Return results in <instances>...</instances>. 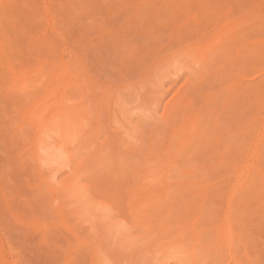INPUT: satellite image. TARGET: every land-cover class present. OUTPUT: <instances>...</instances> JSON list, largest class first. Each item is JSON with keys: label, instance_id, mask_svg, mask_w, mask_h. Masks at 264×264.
Masks as SVG:
<instances>
[{"label": "rangeland", "instance_id": "374dc122", "mask_svg": "<svg viewBox=\"0 0 264 264\" xmlns=\"http://www.w3.org/2000/svg\"><path fill=\"white\" fill-rule=\"evenodd\" d=\"M125 1L129 0H0V264H264V59L255 57L249 50L251 45L253 48L256 44L260 46L264 33L261 24L246 17L252 6L264 7V0H238L240 6L235 0L234 3L231 0H211L214 2L211 7V4L206 5L208 0L203 1L204 6L202 0H176L177 3L174 1L171 6L169 2L154 0L155 9L146 8H152V13L156 11L157 14L145 12V8V18L136 23L129 21L133 15V1L130 0L129 4ZM227 3L231 8L235 7L231 13ZM109 7L113 15L106 12ZM212 7L217 14L210 10ZM209 12H212V17L211 14L207 16ZM229 14H233L231 18ZM221 21L224 22L219 28ZM120 26L124 29H116ZM195 28L199 33L197 38L193 34L196 33ZM215 28L220 34H215ZM224 32L228 33L224 35ZM115 34L117 36H113ZM117 39L120 41L116 42ZM70 46L74 48L70 49L73 50L71 52ZM113 49L118 52L113 53ZM210 49L213 50L209 53ZM216 49L221 50L213 52ZM199 55L204 59L203 64ZM74 58L78 61L75 62ZM169 59L176 61V65ZM79 61L85 63L87 73L76 64ZM64 66L65 73L70 69L72 75H79V78L73 76L74 80L64 84L60 76L53 84L57 88L50 90L48 74ZM156 66L159 69L155 70ZM234 70L238 72L234 73ZM228 73L231 74L228 76ZM41 75L46 77V82L45 79L42 81ZM211 80L215 81L214 86ZM42 101L48 104L44 103L46 115L42 111ZM54 102L57 104L49 108ZM60 103L63 104L60 106ZM26 112L30 116L36 113L37 119L31 116V120ZM52 114L61 119L56 120L58 126L49 122L51 128L47 125L40 132L42 141L35 143L36 128L32 121ZM53 117L49 119L51 122L55 120ZM192 137L193 140L190 139ZM184 138L190 139V144ZM181 144L188 150L178 146ZM39 145L46 150V156L51 155L49 166L37 159ZM170 146L174 152H170L171 155L166 151ZM51 157L61 162L54 163ZM247 170L251 174L242 179ZM70 177H74L72 181ZM198 193L202 194V200L207 199L204 203ZM198 202L203 204V208ZM207 210L213 213H208L210 217L206 216ZM178 219L182 221L180 224ZM226 223L232 224L228 228ZM222 228L224 236L231 233L229 240L233 238L232 246L229 240L228 243L222 240Z\"/></svg>", "mask_w": 264, "mask_h": 264}, {"label": "bare ground", "instance_id": "6f19581e", "mask_svg": "<svg viewBox=\"0 0 264 264\" xmlns=\"http://www.w3.org/2000/svg\"><path fill=\"white\" fill-rule=\"evenodd\" d=\"M28 1H29V0H28ZM90 1H91V0H90ZM100 1H102V0H100ZM108 1H109V0H108ZM132 1H133V2H132ZM132 1H131V2H132V5H133V6H132V9H133V15H130L131 17H129V21L132 22V23H133V22L136 23V22H139V21H141L142 19L145 18V16H146V13H145V12L150 11V12L152 13L151 10L155 9V8H153V6L155 5L154 2H156L157 0H156V1H154V0H132ZM163 1L169 2V5H170V3L172 4L174 1L176 2V0H163ZM179 1H180V0H179ZM181 1H182V0H181ZM183 1H184V0H183ZM197 1H198V0H197ZM203 1H204V0H202V5L204 6L203 3H205V2H203ZM210 1H211V0H208V2H206V5L208 6V4H211V5H209V6L211 7V6H213L212 4H214V2L211 3ZM212 1H213V0H212ZM214 1H215V0H214ZM216 1H217V0H216ZM216 1H215V2H216ZM221 1H222V0H221ZM231 1L234 3V0H231ZM235 1H237V3H239V6L241 5L240 2H239L238 0H235ZM255 1H256V0H255ZM258 1H260V0H258ZM74 2H75V1H74ZM84 2H85V1H84ZM125 2H126V1H125ZM125 2H123V4H125ZM128 2H130V0H129ZM128 2H126V3H128ZM161 2H162V1H161ZM177 2H178V0H177ZM177 2H176V3H177ZM189 2H190V1H189ZM199 2H200V1H199ZM217 2H218V1H217ZM219 2H220V0H219ZM242 2H243V1H242ZM245 2H246V1H245ZM29 3H30V2H29ZM92 3H93V2H92ZM152 3H153V4H152ZM158 3H159V1H158ZM158 3H157V5H158ZM185 3H186V2H185ZM228 3H231V2H228ZM228 3H227V4H228ZM233 3H232V4H233ZM237 3L235 2L236 6L238 5ZM248 3H249V2H248ZM259 3H260V2H259ZM263 3H264V2H263ZM79 4H80V2H79ZM98 4H99V3H98ZM107 4H108V3H107ZM118 4H119V2H118ZM128 4H129V3H128ZM159 4H160V3H159ZM227 4H226V5H227ZM232 4H231V5H232ZM244 4H245V3H244ZM244 4H242V5H243V6H246V5H244ZM42 5H43V4H42ZM62 5H63V4H62ZM115 5L117 6V3H116ZM119 5H120V4H119ZM119 5H118V6H119ZM162 5H164V4H161V6H162ZM169 5H168V6H169ZM176 5H177V4H176ZM189 5H190V4H189ZM262 5L264 6V4H262ZM35 6H36V5H35ZM81 6H82V5H81ZM109 6H110V5H109ZM122 6H123V5H122ZM125 6H126V5H124V7H125ZM146 6H148V7L150 6V7H152L153 9L151 8V9L147 10L148 8H146ZM159 6H160V5H159ZM161 6H160V7H161ZM170 6H171V5H170ZM172 6H173V5H172ZM203 6H201V7H203ZM247 6H248V5H247ZM31 7H32V6H31ZM66 7H67V6H66ZM83 7H84V6H83ZM120 7H121V6H120ZM163 7H164V6H163ZM173 7H175V6H173ZM229 7H230V9H229L228 12L231 13V9L233 8V10H234L235 7H232V8H231L230 4H228V8H229ZM250 7H251V6H250ZM97 8L100 9L99 6H98ZM145 8H146V9H145ZM158 8H159V7H158ZM165 8H166V6H165ZM167 8H168V7H167ZM167 8H166V9H167ZM199 8H200V7H199ZM199 8H198V9H199ZM228 8H227V9H228ZM240 8H241V7H240ZM244 8H245V7H243V9H244ZM246 8H247V7H246ZM248 8H249V7H248ZM119 9H120V8H119ZM144 9L147 10V11H145ZM174 9H176V8H174ZM198 9H197V12H198ZM208 9H209V8H208ZM208 9H207V11H209ZM213 9H214V8L212 7V9H210V10H212V12H213ZM224 9H225V11H226V8H224ZM224 9H223V11H224ZM27 10H28V9H27ZM107 10H108V11H106V12L110 13V15H113V14H112V13H113V10H112L111 7H109V9H107ZM164 10H165V9H164ZM168 10H169V8H168ZM179 10H180V9H179ZM193 10H194V9H193ZM193 10H192V11H193ZM199 10H200V9H199ZM214 10H215V9H214ZM233 10H232V12H233ZM237 10H238V8H237ZM237 10H236V11H237ZM239 10H240V9H239ZM239 10H238V12H239ZM116 11H117V10H116ZM144 11H145V12H144ZM180 11H181V10H180ZM207 11H203V13H204V12H207ZM244 11H246V10L244 9ZM247 11H248V10H247ZM247 11H246V12H247ZM11 12H12V11H11ZM82 12H83V11H82ZM100 12H102V11H100ZM128 12H129V11H128ZM197 12H196V14H194V16L197 15ZM199 12H200V11H199ZM212 12H209V14L207 13V16L211 14L210 16L212 17L213 14H217V13H218V12L215 13L216 11H214L213 14H212ZM221 12H222V11H221ZM242 12H243V10H242ZM242 12H241V15H242ZM246 12H243V13L245 14ZM31 13H32V12H31ZM114 13H115V12H114ZM151 13H150V14H151ZM154 13H156V11H153L152 15H153ZM160 13H161V12H160ZM193 13H194V11H193ZM193 13H192V14H193ZM222 13H224V12H222ZM13 14H14V13H13ZM24 14H25V13H24ZM80 14H81V13H80ZM89 14H90V13H89ZM106 14H107V13H106ZM115 14H116V13H115ZM117 14H118V12H117ZM156 14H157V13H156ZM219 14H220V13H219ZM32 15H33V14H32ZM32 15H31V16H32ZM123 15H124L123 18H125V13H124ZM128 15H129V14H128ZM221 15H222V14H221ZM229 15H230V14H229ZM229 15L227 16V18L229 17ZM232 15H233V14H232ZM232 15H230L229 18H231ZM238 15H240V14H238ZM241 15H240V16H241ZM245 15H246V14H245ZM80 16H81V15H80ZM86 16H87V15H86ZM114 16H115V15H114ZM210 16H208V17H210ZM236 16H237V14L235 15V17H234V16H233V17L236 18ZM35 17H36V16H35ZM82 17H84V16H82ZM106 17H107V15H106ZM109 17H110V16H109ZM117 17H118V16H117ZM143 17H144V18H143ZM246 17H247L249 20H255L259 25L261 24V25H260V26L262 27L261 30H262L263 33H264V7H262V6L260 5L259 8H258V6H257L256 8H255V7L253 8V6H252V8L250 9V11H248V14L246 15ZM67 18H68V16H67ZM111 18H113V17H111ZM120 18H121V16H120ZM196 18H197V17H196ZM200 18H201V17H200ZM234 18H232V20H233ZM247 18H246V19H247ZM68 19H69V18H68ZM159 19H160V18H159ZM193 19H194V18H193ZM213 19H214V17H213ZM215 19H216V18H215ZM59 20H60V19H59ZM73 20H74V19H73ZM112 20H113V19H112ZM114 20H115V18H114ZM117 20H119V19H117ZM120 20H122V19H120ZM161 20H162V19H161ZM203 20H204V19H203ZM209 20H210V19H209ZM209 20H208V21H209ZM223 20H226V19L223 18ZM230 20H231V19H230ZM234 20H235V19H234ZM34 21H35V20H34ZM39 21H40V20H39ZM60 21H61V20H60ZM80 21H81V20H80ZM82 21H83V20H82ZM85 21H86V20H85ZM122 21H123V20H122ZM216 21H218V20H216ZM246 21H247V20H246ZM255 21H253V22H255ZM65 22H66V21H65ZM162 22H163V20H162ZM196 22H197V20H196ZM196 22H195V19H194V23H196ZM223 22H224V21H223ZM223 22H222V21L219 22V25H218L219 28L221 27V26H220V25H221L220 23H223ZM233 22H234V21H233ZM239 22H240V21H239ZM249 22H250V21H249ZM89 23H90V22H89ZM116 23H117V22H116ZM140 23H141V22H140ZM209 23H210V21H209ZM227 23H228V22H227ZM246 23H248V22H246ZM250 23H251V22H250ZM250 23H249V25H250ZM54 24H55V21H54ZM69 24H70V23H69ZM72 24H73V23H72ZM72 24H71V25H72ZM80 24H81V23H80ZM117 24H118V23H117ZM162 24H163V23H162ZM189 24H190V23H189ZM210 24H211V23H210ZM213 24H214V22H213ZM224 24H226V23H224ZM114 25H115V23H114ZM124 25H125V22H124ZM144 25H145V24H144ZM245 25H246V24H245ZM252 25H253V24H252ZM130 26H131V25H130ZM130 26H129V27H130ZM137 26H138V25H137ZM145 26H146V25H145ZM183 26H185L184 28H186V24L183 25ZM226 26H227V25H226ZM260 26H259V27H260ZM84 27H85V26H84ZM90 27H91V26H90ZM102 27H103V26H102ZM121 27H123V26H120V28H116V27H115V28L120 30ZM131 27H133V25H132ZM168 27H169V26H168ZM207 27H208V26H207ZM218 27H217V28H218ZM251 27H252V26H251ZM257 27H258V26H257ZM55 28H56V27H55ZM73 28H74V27H73ZM92 28H93V27H92ZM92 28H91V29H92ZM146 28H147V27H146ZM161 28H162V27H161ZM228 28H230V29L232 30L231 27H228ZM239 28H240V27H239ZM253 28H254V27H253ZM80 29H81V28H80ZM86 29H87V28H86ZM96 29H97V28H96ZM103 29H104V28H103ZM123 29H124V27H123ZM130 29H132V28H130ZM130 29H129V30H130ZM169 29H170V28H169ZM203 29H204V28H203ZM210 29H211V28H210ZM215 29H216V28H215ZM240 29H241V28H240ZM92 30H93V29H92ZM127 30H128V28H127ZM127 30H126V31H127ZM132 30H133V29H132ZM175 30H176V29H175ZM208 30H209V29H208ZM211 30H212V29H211ZM211 30H210V31H211ZM227 30H228V29H226V31H227ZM68 31H69V30H68ZM77 31H78V30H77ZM124 31H125V30H124ZM156 31H157V30H156ZM165 31H166V30H165ZM171 31H172V30H171ZM195 31H196V33H193V34H196V35H197L196 38H197V37H199V33L197 34V30H196V28H195ZM195 31H194V32H195ZM210 31H209L208 33H210ZM212 31H215V30H212ZM220 31H221V30H220ZM220 31H218V32H220ZM222 31H223V30H222ZM241 31H242V30H241ZM258 31H259V30H258ZM75 32H76V31H75ZM104 32H105V31H104ZM128 32H129V31H128ZM128 32H127V33H128ZM144 32H145V31H144ZM153 32H154V31H153ZM153 32H152V33H153ZM174 32H175V31H174ZM177 32H178V31H177ZM228 32H229V30H228ZM228 32H224V33H225L224 35H226V33H228ZM239 32H240V31H239ZM243 32H245V31H243ZM24 33H25V32H24ZM98 33H99V32H98ZM106 33H107V32H106ZM115 33H116V32H115ZM119 33H120V32H119ZM121 33H123V31H121ZM132 33H133V31H132ZM140 33H141V32H140ZM154 33H155V32H154ZM172 33H173V31H172ZM206 33H207V31H206ZM211 33H212V32H211ZM216 33H217V29H216L215 34H216ZM222 33H223V32H222ZM258 33H259V32H258ZM258 33H257V34H258ZM263 33H262V34H263ZM43 34H44V33H43ZM50 34H51V33H50ZM75 34H76V33H75ZM116 34H117V33H116ZM116 34L113 35V36H117ZM130 34H131V33H130ZM130 34H129V35H130ZM133 34H134V33H133ZM178 34H179V33H178ZM184 34H185V33H184ZM215 34H212V35L217 36V35H215ZM217 34H220V33H217ZM229 34H230V33H229ZM259 34H260V33H259ZM69 35H70V34H69ZM76 35H78V34H76ZM76 35H75V36H76ZM81 35H82V34H81ZM110 35H111V34H110ZM126 35H127V34H126ZM166 35H167V32H166ZM166 35H165V36H166ZM169 35H170V34H169ZM212 35H211V36H212ZM221 35H222V34H221ZM221 35H218V36L220 37ZM227 35H228V34H227ZM240 35H241V34H240ZM263 35H264V34H263ZM23 36H24V35H23ZM147 36H148V35H147ZM153 36H154V35H153ZM170 36H171V35H170ZM201 36H202V33H201ZM201 36H200V37H201ZM206 36H207V35H206ZM214 36H212V37H214ZM218 36H217V37H218ZM222 36H223V35H222ZM230 36H231V34H230ZM251 36H252V35H251ZM251 36H250V38H251ZM253 36H254V35H253ZM260 36H261V35H260ZM25 37H26V36H25ZM30 37H31V36H30ZM128 37H129V36H128ZM130 37H131V35H130ZM130 37H129V38H130ZM158 37H159V36H158ZM161 37H162V36H161ZM175 37H176V36H175ZM193 37H195V36H193ZM202 37H203V36H202ZM209 37H210V35H209ZM232 37H233V36H232ZM248 37H249V36H248ZM63 38H65V36H63ZM112 38H113V37H112ZM119 38H120V37H119ZM134 38H135V37H134ZM152 38H153V37H152ZM152 38H150V39H152ZM182 38H183V37H182ZM182 38H181V40H182ZM221 38H222V37H221ZM221 38H219V40H220ZM227 38L229 39V37H227ZM240 38H241V37H240ZM257 38H258V37H257ZM262 38H263V37H262ZM101 39L103 40V38H101ZM115 39H116V38H115ZM131 39H132V38H131ZM135 39H136V38H135ZM139 39H140V38H139ZM176 39H178V38H176ZM192 39H193V38H192ZM202 39H203V38H201V41H202ZM210 39H212V38L210 37ZM215 39H216V38H215ZM236 39H237V38H236ZM242 39H243V38H242ZM78 40H79V39H78ZM80 40H81V39H80ZM99 40H100V39H99ZM121 40H122V39H121ZM136 40H137V39H136ZM140 40H141V39H140ZM144 40H146V39H144ZM179 40H180V37H179ZM181 40H180V41H181ZM216 40H218V39H216ZM225 40H226V39H225ZM225 40H224V41H225ZM230 40H231V39H230ZM238 40H239V39H238ZM247 40H250V39H247ZM256 40H257V39H256ZM69 41H70V40H69ZM117 41H120V40L117 39L116 42H117ZM122 41H123V40H122ZM125 41H126V40H125ZM125 41H124V43H126ZM129 41H130V39H129ZM132 41H134V39H132ZM156 41H157V40H156ZM182 41H184V40H182ZM207 41H210V40H207ZM207 41H206V42H207ZM212 41H214V40H212ZM226 41H227V40H226ZM233 41H234V40H233ZM26 42H27V41H26ZM100 42H101V41H100ZM112 42H113V40H112ZM116 42H115V43H116ZM138 42H139V41H138ZM140 42H144V41H140ZM216 42H217V41H216ZM229 42H230V41H229ZM235 42H236V41H235ZM235 42H234V44H235ZM42 43H43V42H42ZM56 43H57V42H56ZM90 43H91V42H90ZM113 43H114V42H113ZM131 43H132V42H131ZM133 43H134V42H133ZM198 43H199V42H198ZM198 43H197V44H198ZM207 43L210 44L211 42H207ZM218 43H219V42H218ZM220 43H221V41H220ZM258 43H259V42H258ZM78 44H79V43H78ZM80 44H81V43H80ZM108 44H109V43H108ZM111 44H112V43H111ZM111 44H110V45H111ZM118 44H119V43H118ZM120 44H121V43H120ZM120 44H119V45H120ZM193 44H194V43H193ZM193 44H192V45H193ZM199 44H200V43H199ZM208 44H206V45H208ZM212 44H213V43H212ZM236 44H237V42H236ZM248 44H250V43H248ZM63 45H64V44H63ZM65 45H66V44H65ZM112 45H115V44H112ZM121 45H122V44H121ZM125 45H126V44H124V46H125ZM195 45H196V44H195ZM195 45H194V47H195ZM218 45H219V44H218ZM238 45H239V44H238ZM240 45H241V44H240ZM67 46H68V45H66L65 47L67 48ZM124 46H123V47H124ZM196 46H197V45H196ZM203 46H204V45H202V47H203ZM216 46H217V45H216ZM220 46H222V45H220ZM242 46H243V45H242ZM251 46H252V45H251ZM251 46H250V48H249L250 53H251V51H253L255 57H258V58H259V56H261V58L264 59V39L261 40V44H260V46L257 45V44L254 46V48H253V46H252V47H251ZM68 47H69V46H68ZM70 47H71V46H70ZM204 47H205V46H204ZM208 47H209V46H208ZM208 47H207V48H208ZM218 47H219V46H218ZM218 47H217V48H218ZM222 47L224 48V46H222ZM222 47H221V48H222ZM72 48H73V47L69 48V50L72 49ZM112 48H113V47H112ZM120 48H121V47H120ZM125 48H126V47H125ZM188 48H189V47H188ZM210 48H212V46H210ZM233 48H234V46H233ZM247 48H248V47H247ZM261 48H262V49H261ZM67 49H68V48H67ZM86 49H87V48H86ZM91 49H92V48H91ZM97 49H98V48H97ZM115 49H116V48H115ZM118 49H119V48H118ZM200 49H202L201 46H200ZM213 49H214V47H213ZM213 49H210V50H209V53H210V51L213 50ZM225 49H227V48H225ZM235 49H236V48H235ZM73 50H74V48H73ZM73 50H70V52L73 51ZM113 50H114V49H113ZM184 50L186 51L187 49L185 48ZM219 50H221V49H219ZM219 50L216 49V50L213 51V52H216V51L219 52ZM227 50H228V49H227ZM227 50H226V51H227ZM243 50H244V49H243ZM116 51H117V50H116ZM116 51L114 50L113 53H115ZM119 51H121V49H120ZM192 51H193V50H192ZM197 51H198V50H197ZM222 51H223V50H222ZM222 51H221V53H222ZM224 51H225V50H224ZM241 51H242V50H241ZM245 51H247V49H246ZM60 52H61V51H60ZM74 52H75V51H74ZM74 52H72L73 55L75 54ZM90 52H91V51H90ZM96 52H97V51H96ZM103 52H104V51H103ZM117 52H118V51H117ZM117 52H116V53H117ZM205 52L208 53V50H206V48H205ZM66 53H67V52H66ZM92 53H93V52H92ZM124 53H125V52H124ZM140 53H141V52H140ZM202 53H203V52H202ZM207 53H204V54H207ZM216 53H217V52H216ZM216 53H215L214 55H216ZM230 53H231V52H230ZM49 54H50V53H49ZM80 54H81V53H80ZM125 54H126V53H125ZM247 54H248V53H247ZM251 54H253V53H251ZM70 55H71V54H70ZM81 55H82V54H81ZM97 55H99V54H97ZM97 55H96V56H97ZM114 55H115V54H114ZM209 55H210V54H209ZM209 55H208V56H209ZM214 55H213V56H214ZM218 55H219V54H218ZM220 55H221V54H220ZM222 55L224 56V54H222ZM240 55H241V54H240ZM245 55H246V54H245ZM76 56H77V55L75 54V58H76ZM82 56H83V55H82ZM213 56H212V54H211V57H213ZM228 56H229V55H228ZM73 57H74V56H73ZM200 57H201L202 64H203V63H204V62H203L204 59H202L203 57H202L201 55H199L198 58H200ZM214 57H215V56H214ZM224 57H225V56H224ZM246 57H247V56H246ZM250 57H251V56H250ZM75 58H74V59H75ZM86 58H87V57H86ZM94 58H95V57H94ZM99 58H100V57H99ZM120 58H121V57H120ZM205 58H206V56H205ZM207 58H208V57H207ZM209 58H210V57H209ZM222 58H223V57H222ZM225 58H227V57H225ZM74 59H71V60H74ZM165 59H166V58H165ZM171 59H172V57H171ZM213 59H214V58H213ZM216 59H217V58H216ZM231 59H232V58H231ZM254 59H255V58H254ZM43 60H44V59H43ZM76 60H77V59H75V62H76ZM109 60H110V59H109ZM130 60H131V59H130ZM132 60H133V59H132ZM169 60H170V59H169ZM217 60H218V59H217ZM258 60H259V59H258ZM61 61H62V60H61ZM77 61H78V60H77ZM87 61H88V60H87ZM92 61H93V60H92ZM136 61H137V60H136ZM160 61H161V60H160ZM170 61L173 62V60H170ZM170 61H168L167 64H168ZM178 61H179V60H178ZM178 61H177V63H178ZM245 61H246V60H245ZM249 61H250V60H248V62H249ZM39 62H40V61H39ZM118 62H119V60H118ZM161 62H162V61H161ZM175 62H176V61H175ZM175 62H173V63H175ZM218 62H219V61H218ZM226 62H227V61H226ZM248 62H247V63H248ZM56 63H57V62H56ZM62 63H63V62H62ZM72 63H73V62H72ZM232 63H233V61H232ZM255 63H256V62H255ZM257 63H258V62H257ZM59 64H61V62L58 63V64H56V65H59ZM76 64H79V66L81 65V69H82L83 71L86 70V67H85V65H84L85 63L79 61V62H77ZM92 64H93V63H92ZM104 64H105V63H104ZM118 64H119V63H118ZM127 64H128V63H127ZM178 64H179V63H178ZM202 64H201V65H202ZM222 64H223V63H222ZM235 64H236V63H235ZM235 64H234L233 67H235ZM241 64H243V63H241ZM42 65H43V64H42ZM68 65H71V63H69ZM73 65H74V64H73ZM87 65H88V64H87ZM89 65H90V64H89ZM101 65H103V62H102ZM125 65H126V64H125ZM145 65H147V64L145 63ZM160 65H161V64H160ZM162 65H164V63H162ZM170 65L172 66V63H171ZM175 65H176V63L174 64V66H175ZM186 65H187V64H186ZM213 65H214V64H213ZM226 65H227V64H226ZM237 65H238V64H237ZM54 66H55V65H54ZM74 66H75V65H74ZM76 66H78V65H76ZM165 66H166V65H165ZM174 66H172V68H173ZM193 66H194V65H193ZM202 66H203V65H202ZM211 66H212V65H211ZM214 66H215V65H214ZM222 66H223V65H222ZM244 66H245V65H244ZM50 67H51V66H50ZM58 67H59V66H58ZM65 67H66V66H64V68H59L58 70H57V69H56V70L54 69V70H55L54 72H51V73L48 74V75H50V80H49V81H50V90H51V88H52V90H53V87H56V88H57V86H53V84H54V82L56 81V79H58L60 76H61L62 81L64 80V84L70 83L72 80H74L73 76H75V78L77 77L75 74L72 75L73 73H71L70 69H69L68 72L65 73V72H64L65 69H66ZM68 67H69V66H68ZM89 67H91V66H89ZM96 67H98V66H96ZM118 67H119V66H118ZM156 67H157V66H156ZM182 67H184V65H182ZM207 67H208V66H207ZM246 67H248V66H246ZM42 68H43V67H41L40 70H41ZM70 68H71V67H70ZM75 68H76V67H75ZM100 68H101V67H100ZM180 68H181V65H180ZM187 68H188V67H187ZM189 68H190V66H189ZM191 68H192V67H191ZM212 68H213V67H212ZM215 68H216V67H215ZM222 68H223V67H222ZM226 68H227V67H226ZM228 68H229V67H228ZM238 68H239V67H238ZM45 69H46V68H45ZM77 69H78V68H77ZM77 69H76V72L78 71ZM98 69H99V67H98ZM109 69H110V68H109ZM131 69H132V68H131ZM156 69H159V67L155 68V70H156ZM161 69H162V67H161ZM169 69H170V67H168V70H169ZM185 69H186V68H185ZM210 69H211V68H210ZM234 69H235V68H234ZM236 69H237V68H236ZM239 69H240V68H239ZM40 70L38 69L37 71H40ZM43 70H44V68H43ZM43 70H41V71H43ZM67 70H68V69H67ZM100 70H102V69H100ZM103 70H104V68H103ZM103 70H102V71H103ZM105 70H106V69H105ZM111 70H112V69H111ZM155 70H154V71H155ZM166 70H167V68L164 69V71H166ZM190 70H191V69H190ZM214 70H216V69H214ZM41 71H40V72H41ZM98 71H99V70H98ZM102 71H101V72H102ZM114 71H115V70H114ZM210 71H211V70H210ZM234 71H235L234 73L238 72V71H236V70H234ZM241 71H243V70H241ZM45 72H47V71H45ZM62 72H64L63 75L61 74ZM109 72H110V71H109ZM228 72H229V71H228ZM230 72H231V71H230ZM262 72H263V71H262ZM36 73H37V72H36ZM86 73H87V70H86ZM106 73H107V72H106ZM117 73H118V71H117ZM157 73H158V72H157ZM164 73H166V72H164ZM215 73H217V72H215ZM232 73H233V72H232ZM37 74H40V73H37ZM42 74H43V72H42ZM77 74H79V73H77ZM89 74H90V73H89ZM161 74H163V73H161ZM193 74H194V73H193ZM200 74H201V73H200ZM229 74H231V73H228V74H226V75L229 76ZM260 74H261V72H260ZM260 74H259V75H260ZM34 75H35V72H34ZM128 75H129V74H128ZM164 75H165V74H164ZM195 75H196V74H195ZM215 75H216V74H215ZM42 76H43V75H41V77H42ZM44 76H46V75H44ZM204 76H205V75H204ZM18 77H19V76H18ZM80 77H81V76H80ZM82 77H84V76L82 75ZM82 77H81V78H82ZM85 77H86V76H85ZM97 77H98V76H97ZM100 77H101V76H100ZM130 77H131V76H130ZM162 77H163V76H162ZM162 77H161V80H162ZM191 77H192V76H191ZM217 77H218V75H217ZM233 77H235V76H233ZM31 78H32V76H31ZM42 78H43V77H42ZM45 78H46V77H45ZM45 78H43L42 81H44ZM77 78H79V75H78ZM132 78H133V77H132ZM132 78H131V79H132ZM209 78H211V77H209ZM222 78H223V77H222ZM236 78H238V77H236ZM260 78L262 79L261 76H260ZM29 79H30V77H29ZM47 79H48V78H47ZM133 79H134V78H133ZM191 79H192V78H191ZM214 79H215V78H214ZM217 79H218V78H217ZM220 79H221V78H220ZM220 79H218V80H220ZM223 79H224V78H223ZM228 79H230V78L228 77ZM40 80H41V78H40ZM40 80H39V82H40ZM78 80H79V79H78ZM82 80H83V79H82ZM88 80H89V79H88ZM90 80H92V79H90ZM101 80H102V79H101ZM106 80H107V78H106ZM115 80H116V79H115ZM135 80H136V79H135ZM153 80H154V79H153ZM194 80H195V79H194ZM212 80H213V79H212ZM212 80H211V83H212V84L215 83V81H212ZM224 80H225V79H224ZM256 80H257V79H255V81H256ZM94 81H95V79H94ZM119 81H120V80H119ZM158 81H159V80H158ZM191 81H192V80H191ZM191 81H190V83H191ZM209 81H210V80H209ZM229 81H230V80H229ZM231 81H232V80H231ZM16 82H17V81H16ZM44 82H46V79H45ZM57 82H58V81H57ZM83 82H84V80H83ZM83 82L81 81V83H83ZM97 82H98V81H97ZM135 82H136V81H135ZM187 82H188V81H187ZM187 82H186V83H187ZM207 82H208V81H207ZM216 82H217V81H216ZM220 82H221V84H222V81H220ZM227 82H228V81H226V83H227ZM244 82H245V81H244ZM251 82H252V81H251ZM23 83H24V82H23ZM23 83H22V84H23ZM77 83H78V82H77ZM81 83H80V84L78 83V85H81ZM136 83H137V82H136ZM192 83H193V82H192ZM203 83H204V85H205V82H203ZM83 84H84V83H83ZM87 84H88V83H87ZM140 84H141V83H140ZM149 84H150V83H149ZM153 84H154V83H153ZM155 84H156V83H155ZM206 84H207V83H206ZM219 84H220V83H218V85H219ZM17 85H18V84H17ZM45 85H47V84H45ZM61 85H62V84H61ZM78 85H77V87H78ZM103 85H104V84H103ZM120 85H121V84H120ZM129 85H130V84H129ZM150 85H151V84H150ZM185 85H186V84H185ZM188 85H190V84H188ZM214 85H215V84H213V86H214ZM223 85H224V83H223ZM257 85H258V84H257ZM257 85H256V86H257ZM259 85H260V84H259ZM84 86H86V85H84ZM84 86H83V87H84ZM104 86H105V85H104ZM138 86H139V84H138ZM158 86H159V85H158ZM195 86H197L196 83H195ZM209 86H210V85L208 84V87H209ZM248 86H249V87H253L252 85H248ZM248 86H247V87H248ZM13 87H14V86H13ZM68 87H69V86H68ZM88 87H90V82H89V86H88ZM143 87H144V86H143ZM184 87H186V86H184ZM184 87H183V88H184ZM201 87H202V86H201ZM206 87H207V85H206ZM206 87H205V88H206ZM208 87H207V89H209ZM210 87H211V86H210ZM215 87H216V86H215ZM226 87H227V86H226ZM58 88H59V87H58ZM132 88H134V87H132ZM132 88H131V89H132ZM202 88H203V87H202ZM202 88H201V89H202ZM216 88H218V87H216ZM220 88H222V87H220ZM234 88H236V87L234 86ZM14 89H15V88H14ZM16 89H17V88H16ZM76 89H77V88H76ZM78 89H79V87H78ZM88 89H89V88H88ZM127 89H128V88H127ZM180 89H182V87H181ZM194 89H195V88H194ZM210 89H211V88H210ZM48 90H49V89H48ZM57 90H58V89H57ZM104 90H106V89H104ZM115 90H116V88H115ZM218 90H219V89H218ZM245 90H246V89H245ZM55 91H56V89H55ZM77 91H78V90H77ZM83 91H84V90H83ZM110 91H111V90H110ZM118 91H119V90H118ZM160 91H161V90H160ZM160 91H159V92H160ZM194 91H195V90H194ZM229 91H230V90H229ZM234 91H235V89H234ZM234 91H233L232 94H234ZM249 91H250V89H249ZM23 92H24V91H23ZM181 92H183V91H181ZM197 92H198V91H197ZM210 92H211V91H210ZM247 92H248V90H247ZM58 93H59V92H58ZM119 93H120V92H119ZM179 93H180V92H179ZM183 93H184V92H183ZM224 93H225V92H224ZM15 94H16V93H15ZM53 94H56V93L53 92ZM63 94H64V93L62 92V95H63ZM107 94H108V93H107ZM190 94H191V93H190ZM208 94H209V93H208ZM216 94H217V93H216ZM228 94H229V93H228ZM134 95H135V94H134ZM185 95H186V94H184L183 96H185ZM191 95H192V94H191ZM210 95H211V94H210ZM225 95H226V93H225ZM51 96H52V95H51ZM121 96H122V95H121ZM175 96H176V95H175ZM220 96H221V95H220ZM222 96H224V95H222ZM49 97H50V95H49ZM82 97H83V96H82ZM119 97H120V96H119ZM179 97L182 98L181 95H179ZM218 97H219V96H218ZM218 97H217V98H218ZM224 97L226 98V96H224ZM235 97L237 98L238 96H234V98H235ZM45 98H46V97H45ZM45 98H44V100H46ZM47 98H48V97H47ZM50 98H51V97H50ZM120 98H121V97H120ZM176 98L179 99L178 96H177ZM183 98H185V97H183ZM206 98H207V97H206ZM217 98H216V99H217ZM52 99H53V98H51V100H52ZM61 99H62V98H61ZM121 99H122V98H121ZM151 99H153V98H151ZM151 99H150V100H151ZM185 99H186V98H185ZM48 100H50V99H48ZM54 100H55V99H54ZM122 100H123V99H122ZM148 100H149V99H148ZM180 100H181V99H180ZM203 100H204V99H203ZM206 100H207V99H206ZM119 101H120V100H119ZM172 101L174 102L175 100L172 99ZM172 101H171V103H172ZM176 101H177V100H176ZM183 101H184V100H183ZM230 101H231V100H230ZM33 102H34V101H33ZM56 102H57V101H56ZM56 102L50 104L49 108H51V107H52L51 105H54ZM58 102H59V101H58ZM58 102H57V103H58ZM60 102H61V101H60ZM88 102H89V101H88ZM105 102H106V100H105ZM116 102H117V101H116ZM157 102H158V101H156L155 103L157 104ZM195 102H196V101H195ZM200 102H201V101H199V103H200ZM217 102H218V101H217ZM224 102H225V101H224ZM257 102H258V101H257ZM42 103H43V105H42ZM42 103H41V105H42L44 108H43V107H41V108H43L42 111H43V113L46 115V113H47V112H46V109H47V108H45L44 103L46 104L47 102H43V101H42ZM57 103H56V104H57ZM124 103H125V102H124ZM167 103H168V102H167ZM177 103H178V101H177ZM201 103H202V102H201ZM61 104H63V103H60L59 105L61 106ZM103 104H104V103H103ZM108 104H109V103H108ZM169 104H170V103H169ZM179 104H180V103H179ZM181 104H182V103H181ZM213 104H214V103H213ZM223 104H224V103H223ZM46 105H48V104H46ZM65 105H67V104H65ZM65 105H64V108H63V109H65ZM110 105H111V104H110ZM115 105H116V104H115ZM205 105H206V104H205ZM257 105H258V104H257ZM29 106H30V105H29ZM31 106H32V105H31ZM123 106H124V105H123ZM167 106H169V105H167ZM167 106H166V107H167ZM213 106H214V105H213ZM259 106H260V105H259ZM37 107L39 108V106H37ZM88 107H89V106H88ZM94 107H96V106H94ZM116 107H118V106H116ZM197 107H198V106H197ZM208 107H209V106H208ZM215 107H216V106H215ZM257 107H258V106H257ZM114 108H115V107H114ZM142 108H143V107H142ZM191 108H192V107H191ZM32 109H34V108H32ZM63 109H61V110H63ZM112 109H113V108H112ZM112 109L110 108V112H112V113L114 114V112L111 111ZM120 109H121V107H120ZM124 109H125V108H124ZM127 109H128V108H127ZM146 109H147V108H146ZM146 109H145V107H144V110H146ZM187 109H188V108H187ZM209 109H210V108H209ZM250 109H251V108H250ZM44 110H45V111H44ZM50 110H51V109H50ZM50 110H48V111H50ZM114 110H115V109H114ZM150 110H151V109H150ZM154 110H155V109H154ZM156 110H157V109H156ZM197 110H198V109H197ZM206 110H207V108H206ZM216 110H217V109H216ZM255 110H257V109H255ZM260 110L262 111V109H260ZM263 110H264V109H263ZM64 111H65V110H64ZM157 111H158V110H157ZM173 111H174V110H173ZM193 111H194V110H193ZM45 112H46V113H45ZM51 112H52V111H51ZM62 112H63V111H62ZM75 112H76V111H75ZM88 112H89V111H88ZM118 112H119V111H118ZM122 112H125V111H122ZM251 112H252V111H251ZM26 113H27V115H29L28 112H26ZM29 113H30V112H29ZM36 113H37V111H36ZM36 113L34 114V116H33V115H31V116H33V118H35ZM39 113H40V112H39ZM115 113H117V112H115ZM119 113H120V112H119ZM129 113H130V112H129ZM129 113H128V114H129ZM157 113H158V112H157ZM165 113H166V112H165ZM170 113H171V112H170ZM192 113H193V112H192ZM214 113H215V112H214ZM249 113H250V111H249ZM261 113H262V112H261ZM50 114H51V113H50ZM54 114H55V113H54ZM58 114H59V116H61V115H62V117L64 116V115L61 114V113H58ZM70 114H72V113H70ZM128 114H127V115H128ZM153 114H155V113H153ZM200 114L202 115L203 113L201 112ZM254 114H255V113H254ZM21 115H22V114H21ZM24 115H26V114L24 113ZM24 115H22L23 118L25 117ZM45 115H44V117H42V119L39 120V121H34V122L32 121V123H33L34 126H35L34 128H36V134L34 133V134H35V143H37L38 141H40V142L42 141L41 138H40V134H41L40 132H41V131H42L47 125H49L48 123L50 122L51 125H53V123L56 124V123H57L56 120L59 118V117L57 118L56 115H55L56 117H55V116L53 117V114L50 115V116H48L49 118L46 117ZM75 115L79 116V115H81V114H79V113H75ZM108 115H109V114H108ZM114 115H115V114H114ZM119 115H120V114H119ZM119 115H118V117H119ZM198 115H199V114H198ZM206 115H207V114H206ZM29 116H30V115H29ZM31 116H30V119L32 120V117H31ZM41 116H42V115H41ZM72 116H73V115H72ZM121 116H122V114H121ZM149 116H150V114H149ZM170 116H171V115H170ZM192 116H193V115H192ZM199 116H200V115H199ZM199 116H198V117H199ZM203 116H204V115H203ZM248 116H249V115H248ZM251 116H253V115H251ZM27 117H28V116H27ZM27 117H26V118H27ZM52 117L55 119L54 122H51V120H49V119H51ZM62 117H61V118H62ZM70 117H71V116H70ZM81 117H83V116L81 115ZM112 117H114V116L112 115ZM122 117H124V116H122ZM167 117H168V116H167ZM198 117H197V118H198ZM201 117H202V116H201ZM253 117H254V116H253ZM28 118H29V117H28ZM28 118H27V120H29ZM63 118H64V117H63ZM66 118H67V116H66ZM74 118H75V116H74ZM83 118H84V117H83ZM124 118H125V117H124ZM124 118H123V119H124ZM142 118H143V117H142ZM35 119H37V118H35ZM46 119H48V120H46ZM59 119H60V118H59ZM59 119H58V120H59ZM192 119H193V118H192ZM24 120H25V119H24ZM33 120H34V119H33ZM52 120H53V119H52ZM60 120H61V119H60ZM67 120H68V119H67ZM67 120H65V122H67ZM78 120H79V119H78ZM83 120H84V119H83ZM88 120H89V118H88ZM249 120H250V118H249ZM85 121H86V120H85ZM113 121H114V120H113ZM247 121H248V120H247ZM256 121H257V120H256ZM63 122H64V120H63ZM70 122H71V120H70ZM127 122H128V120H127ZM200 122H201V120H200ZM202 122H203V120H202ZM211 122H212V120H211ZM253 122H255V119H253ZM23 123H24V122H23ZM27 123L29 124V122H27ZM61 124H63L62 121H61ZM130 124H131V123H130ZM207 124H208V123H207ZM19 125H20V124H19ZM56 125L58 126V123H57ZM64 125H65V124H64ZM81 125H82V124H81ZM210 125H211V124H210ZM32 126H33V125H32ZM74 126H75V125H74ZM131 126H132V124H131ZM216 126H217V125H216ZM248 126H249V122H248ZM251 126H253V125H251ZM49 127L51 128L50 125H49ZM65 127H66V125H65ZM128 127H129V124H128ZM204 127H205V126H204ZM207 127H208V126H207ZM63 128H64V127H63ZM76 128H77V127H76ZM85 128H86V127H85ZM100 128H101V127H100ZM246 128H247V127H246ZM23 129H24V128H23ZM60 129H61V128H60ZM94 129H95V128H94ZM101 129H102V128H101ZM122 129H123V128H122ZM133 129H134V128H133ZM191 129H194V128H191ZM247 129H248V128H247ZM48 130H49V129H48ZM51 130H52V129H51ZM71 130H72V129H71ZM123 131H124V130H123ZM192 131H193V130H192ZM205 131H206V128H205ZM57 132H58V131H57ZM62 132H63V131H62ZM78 132H79V131H78ZM101 132H102V131H101ZM132 132L135 133L136 131H133V130H132ZM194 132H195V130H194ZM21 133H22V132H21ZM44 133H45V130H44L43 134H44ZM46 133H47V132H46ZM67 133H68V132H67ZM129 133H130V132H129ZM136 133H137V132H136ZM252 133H253V131H252ZM77 134H79V133H77ZM89 134H91V133H89ZM140 134H141V133H140ZM142 134H143V133H142ZM195 134H196V135H195ZM195 134H194V136H197V133H195ZM204 134H205V133H204ZM207 134H208V133H207ZM129 135L131 136L132 134H129ZM138 135H139V134H138ZM130 136H129V137H130ZM185 136H186V135H185ZM192 136H193V135H192ZM204 136H205V135H204ZM242 136H243V135H242ZM263 136H264V135H263ZM80 137H81V136H80ZM116 137H117V136H116ZM131 137H132V136H131ZM135 137H137V136H135ZM135 137H134V138H135ZM244 137H245V136H244ZM84 138H85V137H84ZM91 138H92V137H91ZM92 139H93V138H92ZM92 139H91V140H92ZM184 139H186V138H184ZM190 139L193 140V137L190 138ZM190 139H189V140L186 139L185 142H188V144H190ZM259 139H260V138H259ZM89 140H90V139H89ZM156 140H157V139H156ZM181 140H182V139H181ZM181 140H180V141H181ZM261 140H262V139H261ZM97 141H98V140H97ZM118 141H120V140L118 139ZM80 142H81V141H80ZM80 142H79V143H80ZM87 142H88V141H87ZM87 142H86V143H87ZM110 142H111V141H110ZM113 142H114V141H113ZM183 142H184V141H183ZM91 143H93V142H91ZM111 143H112V142H111ZM154 143H155V142H154ZM170 143H171V142H170ZM135 144H136V143H135ZM138 144H139V143H138ZM188 144H187V145H188ZM193 144H194V143H193ZM35 145H36V144H35ZM156 145H157V144H156ZM170 145H171V144H170ZM174 145H176V144H174ZM183 145H184V144H183ZM183 145L181 144V145H178V146H183ZM185 145H186V143H185ZM60 146H61V145H60ZM100 146H101V145H100ZM171 146H172V145H171ZM171 146H170V148H169V147L166 148V149H167L166 151H167L168 154H169L170 152H171V153H174V152H172V150H171V149H173V148H171ZM191 146H192V145H191ZM191 146L189 145V147H191ZM36 147H37V146H36ZM94 147H95V146H94ZM81 148H82V147H81ZM81 148H80V149H81ZM134 148H135V147H134ZM183 148H184V149H187V148H185V146H183L182 149H183ZM97 149H98V148H97ZM100 149H101V148H100ZM182 149H181V150H182ZM35 150H36V149H35ZM48 150H49V149H48ZM57 150H58V149H57ZM63 150H64V149H63ZM95 150H96V149H95ZM158 150H159V149H158ZM170 150H171V151H170ZM174 150H175V149H174ZM177 150H178V148H177ZM181 150H180V151H181ZM187 150H188V149H187ZM44 151H46V150H44V148H43L42 146L39 145V147H38L37 150H36V156H37V159L40 160L42 164H44L45 166H49V165L51 164V161L49 160V159H50L49 157H50L51 155L46 156L47 153L44 152ZM90 151H91V150H90ZM111 151H112V150H111ZM166 151H164V152H166ZM258 151H259V150H258V148H257V152H258ZM48 152H49V151H48ZM78 152L80 153V151H78ZM95 152H96V151H95ZM45 153H46V154H45ZM63 153H64V152H63ZM66 153H67V152H66ZM96 153H97V152H96ZM96 153H95V154H96ZM171 153H170V155H171ZM90 155H91V154H90ZM101 155H102V154H101ZM104 155H105V154H104ZM107 155H109V154H107ZM166 155H167V154H166ZM228 155H229V154H228ZM34 156H35V155H34ZM68 156H69V155H68ZM96 156H97V155H96ZM168 156H169V155H168ZM222 156H223V155H222ZM225 156H226V155H225ZM61 157H62V156H61ZM64 157H66V156H64ZM99 157H100V154H99ZM176 157H177V155H176ZM48 158H49V159H48ZM57 158H58V157H57ZM102 158H103V157H102ZM51 159H53V158L51 157ZM55 159H56V158H55ZM90 159H91V158H90ZM116 159H117V160H116ZM116 159H115L116 161L119 160L118 157H117ZM58 160H59V159H58ZM58 160L54 161V159H53V162H54V163H55V162L59 163ZM86 160H88V159L86 158ZM101 160H102V159H101ZM115 160H113V161H115ZM147 160H148V159H147ZM147 160H146V161H147ZM150 160H151V159H150ZM59 161H60V160H59ZM105 161H107V159H106ZM109 161H110V160H109ZM109 161H108V162H109ZM116 161H115V162H116ZM172 161H173V160H172ZM222 161H223V160H222ZM60 162H61V161H60ZM64 162H65V161H64ZM118 162H119V161H118ZM118 162H117V163H118ZM147 162H148V161H147ZM69 163H70V162H69ZM117 163H114V164H117ZM221 163H222V162H221ZM81 164H84V163H81ZM174 164H175V162H174ZM59 165H60V164H59ZM103 165H104V164H103ZM111 165H112V164H111ZM117 165H118V164H117ZM166 165H167V164H166ZM220 165H222V164H220ZM78 166H79V165H78ZM106 166H107V165H106ZM109 166H110V165H109ZM170 166H171V165H170ZM222 166H223V165H222ZM121 167H122V166H121ZM173 167H174V166H173ZM146 168H147V167H146ZM170 168H171V167H170ZM251 168H252V167H251ZM78 169H79V167H78ZM107 169H108V168H107ZM75 170H77V168H76ZM81 170H83V168H82ZM98 170H99V169H98ZM113 170H114V169H113ZM118 170H119V169H118ZM120 170H121L120 172H122V168H121ZM162 170H164V169H162ZM96 171H97V169H96ZM116 171H117V170H116ZM250 171H251V170H250ZM85 172H86V171H85ZM114 172H115V171H114ZM114 172H113V173H114ZM151 172H152V171H151ZM161 172H162V171H161ZM161 172H160V173H161ZM166 172H167V171H166ZM113 173H112V174H113ZM116 173H117V172H116ZM160 173H159V174H160ZM249 173H250V172L247 170V174H244V175L241 176L242 179H245V178L247 177V175L249 176V175L251 174V173H250V174H249ZM254 173H255V172H254ZM75 174H77V172H76ZM85 174H87V173H85ZM117 174H118V173H117ZM132 174H133V173H132ZM162 174H163V173H162ZM125 175H126V173H125ZM157 175H158V174H157ZM184 175H185V174H184ZM186 175H187V174H186ZM119 176H120V175H119ZM119 176H118V177H119ZM129 176H130V175H129ZM158 176H160V175H158ZM74 177H75V176H74ZM74 177H70V180L73 179ZM80 177H81V176H80ZM80 177H79V179H80ZM82 177H84V176H82ZM91 177H92V176H91ZM116 177H117V176H116ZM120 177H121V176H120ZM162 177H163V175H162ZM75 178H76V177H75ZM77 178H78V177H77ZM77 178H76V179H77ZM166 178H167V177H166ZM101 179H102V178H101ZM104 179H105V178H104ZM112 179L114 180L115 178H112ZM116 179H117V178H116ZM122 179H123V178H122ZM142 179H143V178H142ZM109 180H110V179H108V183H109ZM119 180H120V179H119ZM71 181H72V180H71ZM103 181H104V180H103ZM160 181H161V180H160ZM243 181H244V180H243ZM245 181H246V180H245ZM74 182H75V181H74ZM114 182L116 183V181H114ZM162 182H165V181H162ZM72 183H73V182H72ZM102 183H103V182H102ZM102 183H101V185H102ZM104 183H105V182H104ZM117 183H119V182H117ZM179 183H180V182H179ZM66 184H67V183H66ZM110 184H111V183H110ZM113 184H114V183H112V186H113ZM191 184H192V183H191ZM251 184H252V183H251ZM74 185H77V184H74ZM105 185H106V183H105ZM143 185H144V184H143ZM254 185H255V184H254ZM48 186H49V185H48ZM79 186H80V185H79ZM90 186H91V185H90ZM103 186H104V185H103ZM107 186L111 188V185L109 186V185L107 184ZM168 186H169V185H168ZM168 186H167V187H168ZM252 186H253V185H252ZM263 186H264V185H263ZM52 187H53V186H52ZM52 187H51V188H52ZM81 187H82V186H81ZM85 187H86V186H85ZM237 187H238V186H237ZM49 188H50V187H49ZM65 188H66V187H65ZM208 188H209V187H208ZM208 188H207V190H208V192H209V189H208ZM234 188H235V187H234ZM252 188H253V187H252ZM61 189H62V188H61ZM76 189H77V188H76ZM83 189H84V188H83ZM85 189H86V188H85ZM89 189H90V188H89ZM232 189H233V188H232ZM237 189H238V188H237ZM250 189H251V188H250ZM78 190H79V189H78ZM87 190H88V189H87ZM168 190H169V189H168ZM205 190H206V189H205ZM207 190H206V191H207ZM242 190H244V189H242ZM245 190H246V189H245ZM89 191H90V190H89ZM89 191H88V192H89ZM105 191H106V190H105ZM88 192H86V193H88ZM212 192H213V191H212ZM215 192H216V191H215ZM243 192H244V191H243ZM57 193H59V192H57ZM74 193H75V192H74ZM84 193H85V192H84ZM103 194H104V193H103ZM108 194H109V193H108ZM119 194H120V193H119ZM194 194H195V193H194ZM198 194H199L198 197L200 198V197L202 196V194H200V193H198ZM211 194H212V193H211ZM216 194H217V193H216ZM233 194H234V193H233ZM240 194H241V192H240ZM89 195H90V194H89ZM200 195H201V196H200ZM206 195H208V193H207ZM263 195H264V194H263ZM122 196H123V195H122ZM208 196H210V193H209ZM211 196H212V195H211ZM211 196H210V197H211ZM246 196H247V195H246ZM246 196H245V198L247 199V197H249V196H247V197H246ZM75 197H76V196H75ZM77 197H78V196H77ZM79 197H81V196H79ZM82 197H83V196H82ZM210 197H208V198H210ZM219 197H220V196H219ZM239 197H240V196H239ZM243 197H244V196H243ZM57 198H59V197H57ZM217 198H218V197H217ZM217 198H216V199H217ZM114 199H115V198H114ZM202 199H204V198L201 197L200 200H202ZM236 199H237V198H236ZM236 199H235V200H236ZM248 199H249V198H248ZM263 199H264V198H263ZM56 200H57V199H56ZM58 200H59V199H58ZM66 200H68V199H66ZM69 200H70V198H69ZM80 200H81V198H80ZM84 200H85V199H84ZM147 200H148V199H146V201H147ZM205 200H207V199H205ZM205 200H202L203 203H204ZM208 200H210V199H208ZM229 200H232V199H229ZM161 201H162V200H161ZM164 201L167 202L166 200H164ZM164 201H163V202H164ZM196 201H198V200H196ZM196 201H195V202H196ZM210 201H211V200H210ZM81 202H82V201H81ZM89 202H90V201H89ZM207 202L209 203V201H207ZM207 202H206V204H207ZM231 202H232V201H231ZM241 202H242V201H241ZM55 203H56V202H55ZM90 203H91V202H90ZM126 203H127V202H126ZM198 203H199V202H198ZM220 203H221V202H220ZM68 204H70V203H68ZM83 204H84V203H83ZM86 204H88V203H87V199H86ZM92 204H94V202H93ZM103 204H104V203H103ZM103 204H102V205H103ZM200 204H201V203H199V205H200ZM231 204H232V203H231ZM163 205H164V204H163ZM197 205H198V204H197ZM53 206H54V205H53ZM94 206H95V205H94ZM106 206H108V205H106ZM200 206H202V208H203V204L200 205ZM67 207H68V206H67ZM85 207H86V206H85ZM88 207H89V205H88ZM130 207H131V206H130ZM135 207H136V206H135ZM164 207H166V205H165ZM194 207H195V206H194ZM107 208H109V207H107ZM111 208H112V207H111ZM111 208H110V209H111ZM125 208H126V207H125ZM145 208H147V207H145ZM161 208H162V206H161ZM197 208H198V207H197ZM205 208H206V207H205ZM93 209H94V208H93ZM93 209H92V210H93ZM104 209H106V208H104ZM167 209L169 210V206H168ZM200 209H201V207H200ZM208 209H209V208H208ZM212 209H213V208H212ZM212 209H211V210H212ZM121 210H122V209H121ZM146 210H147V209H146ZM161 210H163V209H161ZM192 210H193V209H192ZM202 210H204V209H202ZM202 210H201V211H202ZM209 210H210V209H209ZM218 210L221 211L220 209H218ZM113 211H115V210H113ZM194 211L197 212V210H193V212H194ZM201 211L199 210L198 212H201ZM214 211H215V210H214ZM222 211H223V210H222ZM83 212H84V211H83ZM117 212H118V211H117ZM166 212H168V211H166ZM204 212H206V209L204 210ZM211 212H212V211H211ZM211 212L209 213L208 210H207V214H206V216H209V217H210L209 214H213V213H211ZM217 212H218V211H217ZM113 213H114V212H113ZM115 213H116V211H115ZM208 213H209V214H208ZM218 213H219V212H218ZM226 213H227V212H226ZM92 214H93V213H92ZM118 214H119V213H118ZM187 214H188V213H187ZM194 214H195V213H194ZM198 214H200V213H198ZM202 214H203V213H201V215H202ZM227 214H228V213H227ZM70 215H73V214H70ZM87 215H88V214H87ZM89 215H90V214H89ZM113 215H114V214H113ZM74 216H75V215H74ZM82 216H83V215H82ZM94 216H95V215H94ZM101 216H102V215H101ZM114 216H116V215H114ZM194 216H195V215H194ZM211 216H212V215H211ZM229 216H230V215H229ZM89 218H90V217H89ZM92 218H93V216H92ZM111 218H112V217H111ZM115 218H116V217H115ZM184 218H185V217H184ZM184 218H183V219H184ZM196 218H197V217H196ZM227 218H228V215H227ZM227 218H226V219H227ZM166 219H168V218H166ZM192 219H193V218H192ZM226 219H225V221H227ZM127 220H128V219H127ZM205 220H206V218L204 219V221H205ZM229 220H230V219H228V223H230ZM92 221H93V220H92ZM98 221H99V220H98ZM108 221H109V219H108ZM121 221H123V220H121ZM179 221H181V220L178 219L177 222H179ZM197 221H198V220H195L196 223H197ZM206 221H207V220H206ZM96 222H97V221H96ZM181 222H182V221H181ZM181 222H179V224H180ZM191 222H192V221H191ZM198 222H199V221H198ZM63 223H64V222H63ZM94 223H95V222H94ZM115 223H116V222H115ZM192 223H193V222H192ZM224 223H225V222H224ZM107 224H108V223H107ZM177 224H178V223H177ZM179 224H178V225H179ZM194 224H195V223H194ZM231 224H232V223H231ZM231 224L228 225V224L226 223L227 227H228V226H231ZM65 225H66V224H65ZM116 225H117V224H116ZM181 225H182V224H181ZM181 225H180V226H181ZM226 225H223V226H226ZM128 226H129V225H128ZM180 226H179V228H180ZM92 227H93V226H92ZM123 227H124V226H123ZM169 227H170V225H169ZM219 227H220V226H219ZM118 228H119V227H118ZM126 228H127V227H126ZM164 228H165V226H164ZM228 228H229V227H228ZM230 228H231V227H230ZM128 229H129V228H128ZM180 229H181V228H180ZM215 229H216V228H215ZM96 230H97V229H96ZM200 230H201V229H200ZM221 230H222V231H221V233H220V236H221V235L223 236V239H222V240H223L224 242H226V240H227V243H228L229 236H231V233H229V236L227 237L226 235L224 236V234H222V233L225 231L224 228H222ZM162 231H163V230H162ZM118 232H119V231H118ZM122 232H124V231H122ZM125 232H127V231H125ZM125 232H124V233H125ZM199 232H200V231H199ZM205 232H207V231L205 230ZM219 232H220V230H219ZM226 232H227V230H226ZM202 233H203V230H202V232H200V234L202 235ZM224 233H225V232H224ZM216 234H218V232H217ZM233 234H234V233H233ZM123 235H124V234H123ZM196 235H198V233H197ZM202 237H203V236H202ZM232 237H233V236H232ZM198 238H201V236L199 235ZM130 239H131V238H130ZM130 239H129V240H130ZM126 240H127V239H126ZM198 240L200 241V239H198ZM230 240H231V241H230ZM230 240H229V243L231 242L230 244H231V246H232V244H233V243H232L233 238L230 239ZM235 241H236V238H235ZM128 242H129V241H127V243H128ZM197 242H198V241H197ZM215 242H216V241H215ZM235 243H236V242H235ZM235 243H234V244H235ZM117 244H118V243H117ZM224 244H225V243H224ZM124 245H126V244H124ZM202 245H203V244H202ZM219 245H220V244H219ZM114 247H115V246H114ZM210 247H211V246H210ZM229 247H230V246H229ZM229 247H228V248H229ZM128 248H129V247H128ZM225 248H226V247H225ZM230 248H231V247H230ZM233 249H234V248H233ZM231 250H232V249H230V251H231ZM208 251H209V250H208ZM100 252H101V251H100ZM201 252H202V251H201ZM220 252H221V251H220ZM233 252H234V250H233ZM98 253H99V252H98ZM99 254H100V253H99ZM202 254H203V253H202ZM11 255H12V254H11ZM95 255H96V253H95ZM206 255H207V254H206ZM229 255H230V254H229ZM16 256H17V255H16ZM200 256H201V254H200ZM0 257H1V256H0ZM11 257H12V256H11ZM97 259H98V258H97ZM250 260H252V259H250ZM96 261H97V260H96ZM191 261H192V260H191ZM15 262H16V261H15ZM19 262H20V261H19ZM103 264H104V262H103ZM105 264H106V263H105Z\"/></svg>", "mask_w": 264, "mask_h": 264}]
</instances>
